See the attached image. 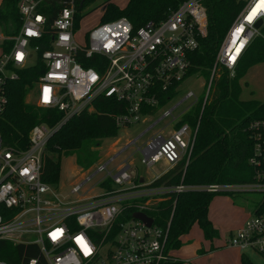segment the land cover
I'll return each instance as SVG.
<instances>
[{"label": "built area", "instance_id": "built-area-1", "mask_svg": "<svg viewBox=\"0 0 264 264\" xmlns=\"http://www.w3.org/2000/svg\"><path fill=\"white\" fill-rule=\"evenodd\" d=\"M50 1L19 0L18 28L11 22L6 30L0 28V116L7 108L8 84L39 60L44 72L33 82L32 104L62 114L54 127L33 126L28 141L17 147L5 145L0 135V241L36 246L46 264L175 263L167 246L170 222L164 228L156 221L161 205L186 192L264 194V120L240 127L252 143L248 159L254 171L252 183L186 185L183 177L175 185L157 183L176 165L188 164L196 131H190L188 124L176 128L185 114L175 115L174 111L191 99L199 103L193 92L162 112L156 123L170 122L140 151V163L146 169L160 162L168 168L162 175L138 182L129 157L117 161L136 138L115 154L106 155L105 161L80 169L81 181L70 185L67 193L43 182V158L54 132L71 118L94 112L93 104L99 99L122 105L114 117L118 128L157 116L190 77L191 56L207 32L204 0H185L159 22L134 28L120 17L100 23L79 41L82 18L78 25L75 19L81 16L78 3L82 6L86 0H55L62 7L48 24ZM239 1L243 8L216 52L202 107L220 71L234 76L264 25V0ZM258 21L262 25L256 29ZM169 124L173 129L164 135ZM94 177L93 185L84 187ZM94 189L99 192L92 194ZM136 214L149 218L151 225L135 218ZM226 246L264 255V210L252 214L230 234ZM0 264L6 263L0 260ZM21 264H37V259Z\"/></svg>", "mask_w": 264, "mask_h": 264}, {"label": "trees", "instance_id": "trees-1", "mask_svg": "<svg viewBox=\"0 0 264 264\" xmlns=\"http://www.w3.org/2000/svg\"><path fill=\"white\" fill-rule=\"evenodd\" d=\"M19 0H2L0 3V28L6 30L11 22L19 26L17 3ZM96 0H86L79 11ZM185 0H127L123 9L107 0L101 23L116 18H127L134 28L147 22H159L169 9H175ZM207 13V32L200 41L198 50L191 56V67L187 76L200 72L209 79L216 52L233 21L243 8L239 0H204ZM58 1H50L47 13L50 24L61 9ZM75 19V25L81 20ZM260 36L248 46L232 78L226 70H221L213 81L207 102L197 104L192 116L184 117L176 125L188 124L195 133L194 144L188 164L176 165L161 177L157 183L175 185L246 184L254 181V171L248 164L251 156V140L247 133L237 130L248 121L264 120V103L255 100H241L238 80L250 68L264 63V25ZM47 47L44 46L43 49ZM44 72L38 61L36 66L20 72L16 81L8 84V104L0 116V135L5 145L17 147L28 141L33 126L45 124L54 127L62 114L57 110H46L25 103V95L33 82ZM94 112H83L62 125L49 139L43 158L41 180L51 185L59 184L61 158L74 157L80 169H87L100 158L102 141L116 138L118 128L114 117L122 105L108 99H99L93 104ZM221 194L206 192H186L172 197L161 205L157 223L166 227L170 222L168 249L178 250L181 239L197 226L207 240L217 236L208 218V207L215 196ZM227 195V194H226ZM229 195V194H228ZM261 200L252 204L254 212L264 210V194ZM37 259V264H46L36 246L0 241V260L6 264H21L29 259ZM171 264H180V261ZM241 264H253L246 256H241ZM264 264V261L263 263Z\"/></svg>", "mask_w": 264, "mask_h": 264}, {"label": "rangeland", "instance_id": "rangeland-1", "mask_svg": "<svg viewBox=\"0 0 264 264\" xmlns=\"http://www.w3.org/2000/svg\"><path fill=\"white\" fill-rule=\"evenodd\" d=\"M2 0H0L1 3ZM107 0H96L90 5L85 7L81 11L82 20L80 21V29L77 33V38L79 41H82V36L86 32H90L95 27L101 23L102 14L105 10V4ZM111 2L117 6L119 9H123L127 3V0H111ZM261 35V34H260ZM33 63V61H32ZM215 80V79H214ZM240 88L242 90L240 98L244 101L255 100L259 103H264V63L253 66L248 70V72L238 80ZM209 80L205 76L200 74V72L192 74L190 77L185 79L182 84L179 86L178 91L175 93V96L163 107L160 113L157 116L146 119L144 122H141L137 125L130 126L129 128H120L116 138H107L102 141L100 148L101 155L98 161H105L107 159L106 154L113 155L115 152L122 149L128 142L137 138V141L134 144H131L117 159L120 161L125 157H129L128 161L131 162L132 170L137 176L138 182H148L153 179L154 175L162 173L166 166L163 163H157L152 169H146L141 165V149L144 148L146 141L157 133L165 124H168L169 119H164L158 125L154 126L147 133H142L154 123L155 120L162 114L165 110L172 108L176 105L184 95L188 92H193L195 97H197L200 102L204 99L207 93V87ZM32 88H29L25 95V103L33 105L34 101V92L31 91ZM194 100H188L183 102L175 111L174 114L178 115L184 111V114L187 116H192L194 110L197 107V104L193 103ZM173 129V126L169 124L168 129L163 132L164 135H167L169 131ZM192 131L191 127L189 128ZM239 126L237 130H239ZM118 143V145H117ZM117 145V146H116ZM114 147V148H113ZM113 148V149H112ZM80 167L76 164L74 157H62L60 163V176L58 187L61 189V192L67 193L70 189V185L77 184L81 181L80 176ZM97 177H94L89 181L84 187H89L93 185ZM98 189H94L92 194L98 193ZM262 195L255 192H241V193H232L229 195L221 194L215 196L208 209V215L211 221L215 222L216 225H219L222 231L219 232V242H221L228 232V229H231L228 225L233 223L236 216H239L243 209L247 208L248 205H252L261 200ZM234 212V213H232ZM236 213V214H235ZM34 240V238H30ZM228 240V236L225 239ZM210 247V241L204 237L202 231L195 226L188 234L184 235L182 238L181 246L178 250H174L173 253L180 261V264H196L192 261V257L198 254L201 246ZM245 255L248 258L256 263L262 264L264 261V255L257 254L252 251H245Z\"/></svg>", "mask_w": 264, "mask_h": 264}, {"label": "crops", "instance_id": "crops-1", "mask_svg": "<svg viewBox=\"0 0 264 264\" xmlns=\"http://www.w3.org/2000/svg\"><path fill=\"white\" fill-rule=\"evenodd\" d=\"M157 121H154V123L152 125H150L146 130L147 132L149 130H151L154 126L158 125L159 123H156ZM164 127V126H163ZM162 127V128H163ZM162 128L157 132L160 133L162 132ZM145 130V131H146ZM167 130V129H166ZM166 130H164L163 132H165ZM146 132V133H147ZM156 134V133H155ZM168 134H170V131L168 132ZM125 147V146H124ZM123 147V148H124ZM114 148V147H113ZM112 148V149H113ZM122 148V149H123ZM120 149V150H122ZM112 150H110L109 152H111ZM109 152L106 155H111L109 154ZM118 152V151H117ZM124 152V151H123ZM122 152V153H123ZM116 153V152H115ZM114 153V154H115ZM121 153V154H122ZM166 171H168V168L166 167V169L160 173L159 175H162L163 173H165ZM152 180V179H151ZM150 180V181H151ZM219 196V195H218ZM242 213L239 216H236L233 223H230L228 226L231 227V229H228V232L226 233L225 238L219 242V232L222 231L219 225H216L215 222L211 221V219L208 218L212 223L213 228L217 231V236L215 238H213L210 241V247L208 249V246H201L202 248L200 250H198V254H196V256L192 257V261H194L196 264H241V256H246L244 253H241L240 251H238L237 249L234 248H230L227 247L225 245V239L226 237L230 234H232L233 232H235L239 227L242 226V224L244 223V221L250 217L252 214H254V209L252 205H248L247 208L241 210ZM234 213V212H232ZM236 214V213H235ZM183 238V237H182ZM182 242V239H181ZM174 251V250H173ZM172 251V255H174ZM175 257V256H174ZM177 261H179V259L177 257H175ZM251 261V260H250ZM252 262V261H251ZM253 264H256L254 262H252Z\"/></svg>", "mask_w": 264, "mask_h": 264}, {"label": "water", "instance_id": "water-1", "mask_svg": "<svg viewBox=\"0 0 264 264\" xmlns=\"http://www.w3.org/2000/svg\"><path fill=\"white\" fill-rule=\"evenodd\" d=\"M261 25H262V21H258V22L254 25V27H255L256 29H259V28L261 27ZM135 218L140 219V220L146 222L148 225H151V222H152V221H151L149 218H147V217H145V216H143V215H141V214H136V215H135Z\"/></svg>", "mask_w": 264, "mask_h": 264}, {"label": "bare ground", "instance_id": "bare-ground-1", "mask_svg": "<svg viewBox=\"0 0 264 264\" xmlns=\"http://www.w3.org/2000/svg\"><path fill=\"white\" fill-rule=\"evenodd\" d=\"M253 14V13H252Z\"/></svg>", "mask_w": 264, "mask_h": 264}]
</instances>
